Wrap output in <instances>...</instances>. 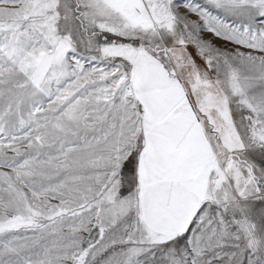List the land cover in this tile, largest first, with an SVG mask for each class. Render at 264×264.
Here are the masks:
<instances>
[{
	"label": "snow or ice",
	"instance_id": "1",
	"mask_svg": "<svg viewBox=\"0 0 264 264\" xmlns=\"http://www.w3.org/2000/svg\"><path fill=\"white\" fill-rule=\"evenodd\" d=\"M0 264H264V0H0Z\"/></svg>",
	"mask_w": 264,
	"mask_h": 264
}]
</instances>
